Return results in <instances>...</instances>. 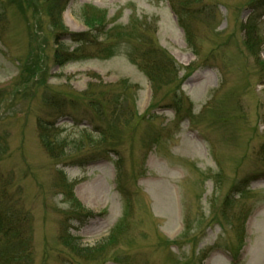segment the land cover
Returning <instances> with one entry per match:
<instances>
[{
  "label": "rangeland",
  "instance_id": "1",
  "mask_svg": "<svg viewBox=\"0 0 264 264\" xmlns=\"http://www.w3.org/2000/svg\"><path fill=\"white\" fill-rule=\"evenodd\" d=\"M262 63L264 0H0V205L29 263L264 264ZM48 122L68 164L112 158L59 164Z\"/></svg>",
  "mask_w": 264,
  "mask_h": 264
},
{
  "label": "trees",
  "instance_id": "2",
  "mask_svg": "<svg viewBox=\"0 0 264 264\" xmlns=\"http://www.w3.org/2000/svg\"><path fill=\"white\" fill-rule=\"evenodd\" d=\"M190 6V4L184 5L185 8ZM172 9L174 10V13L177 16V20L181 28L184 30L185 34L187 37H189V29L186 25V20L185 17L180 14L175 7L172 5ZM180 9V8H179ZM102 18L100 17L99 14H96L93 18H89L87 15L85 17V24L90 27V28H96L94 31H98L104 26L102 22ZM70 37H82V35H77L73 33H69ZM247 45L251 51H253L254 46L258 45V41H254L252 39H249L247 41ZM141 69L147 74L149 80L153 82L154 79H156V75H158L159 79H161V82L164 83L168 81L166 78L167 71L165 69L169 66L168 63L161 62L160 60H152V62H137ZM264 64V63H262ZM94 101L91 100L90 103H93ZM100 103V102H98ZM177 114L180 113L181 109L178 106V108H175ZM54 123L48 122L46 125L41 124L40 125V130H39V135H40V140L42 143V146L45 148V150L48 152V154L51 156V158H54L56 160H60L58 163L63 164L65 166L69 165L71 166L73 163H77V165H83V163H89L92 161H96L105 157H109L111 155V149L114 150V148H100L98 150H95V157L97 159H90L89 161L84 162L85 160L82 159H77L71 164H68L71 159L68 161L64 160L63 158L68 157L71 155L70 153L66 154L63 153L62 150L65 151V149L62 147L60 143H57L56 141L51 140V137L49 136L50 131L54 129ZM98 132H101L100 130H97ZM95 133L92 132V134ZM75 152L77 151H83L82 150V145H78L75 147ZM94 155V154H93ZM87 157V156H86ZM66 192L70 198H74V202L76 205L80 208H84L79 202L75 200V197L73 196V189L72 186L69 187L65 186ZM85 210V208H84ZM91 213H89L90 215ZM26 216L23 214H16L14 211L13 214L8 212L7 210L4 209L2 205H0V264H30V254L32 252V246H31V240L29 236L27 235V226H26ZM116 230V228H115ZM70 230H68L67 227V238L64 236V239L66 238L67 240H64V245L66 248H68V251L72 254L73 257H80L83 259H87L88 256H90L95 249L91 248H85L82 246V244L79 242V239L72 237L69 233ZM116 233L113 230L111 232V235L109 237V241H116ZM103 246L101 247V251L103 252ZM99 249V253H101ZM78 256V257H77ZM95 256V255H93ZM78 258V259H80ZM82 260V259H81Z\"/></svg>",
  "mask_w": 264,
  "mask_h": 264
},
{
  "label": "bare ground",
  "instance_id": "3",
  "mask_svg": "<svg viewBox=\"0 0 264 264\" xmlns=\"http://www.w3.org/2000/svg\"><path fill=\"white\" fill-rule=\"evenodd\" d=\"M82 199V198H81Z\"/></svg>",
  "mask_w": 264,
  "mask_h": 264
}]
</instances>
